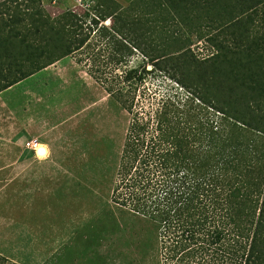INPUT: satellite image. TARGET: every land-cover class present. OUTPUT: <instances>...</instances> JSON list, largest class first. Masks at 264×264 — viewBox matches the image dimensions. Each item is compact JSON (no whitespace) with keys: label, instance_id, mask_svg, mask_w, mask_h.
<instances>
[{"label":"trees","instance_id":"obj_1","mask_svg":"<svg viewBox=\"0 0 264 264\" xmlns=\"http://www.w3.org/2000/svg\"><path fill=\"white\" fill-rule=\"evenodd\" d=\"M162 1L118 39L99 25L116 3L88 23L66 12L30 24L0 0V91L80 52L93 31L172 59L186 93L148 92L127 68L105 87L129 115L114 171L106 159L109 198L156 228L139 241L145 252L155 240L152 264H264V0ZM188 34L214 52L196 57Z\"/></svg>","mask_w":264,"mask_h":264},{"label":"rangeland","instance_id":"obj_2","mask_svg":"<svg viewBox=\"0 0 264 264\" xmlns=\"http://www.w3.org/2000/svg\"><path fill=\"white\" fill-rule=\"evenodd\" d=\"M15 2L30 24L66 12L82 14L88 23L116 3L99 25L118 39L163 6L162 0ZM167 28L179 32L173 22ZM93 33L80 52L0 91V264H144L139 255L146 264L154 261L155 240L145 252L139 241L155 237L156 228L109 198L106 159L110 156L114 171L129 115L105 87L124 68L141 75L148 92L182 94L186 87L175 80L172 59L155 62L110 35ZM188 35L196 57L214 52ZM120 55L123 61L116 63ZM30 139L44 144L47 154L27 148Z\"/></svg>","mask_w":264,"mask_h":264},{"label":"built area","instance_id":"obj_3","mask_svg":"<svg viewBox=\"0 0 264 264\" xmlns=\"http://www.w3.org/2000/svg\"><path fill=\"white\" fill-rule=\"evenodd\" d=\"M40 142L37 139H30L25 142V146L33 151L38 149Z\"/></svg>","mask_w":264,"mask_h":264},{"label":"bare ground","instance_id":"obj_4","mask_svg":"<svg viewBox=\"0 0 264 264\" xmlns=\"http://www.w3.org/2000/svg\"><path fill=\"white\" fill-rule=\"evenodd\" d=\"M38 148H39V153L41 154V156H44V155H46L47 154V148L43 145V144H39V146H38Z\"/></svg>","mask_w":264,"mask_h":264},{"label":"crops","instance_id":"obj_5","mask_svg":"<svg viewBox=\"0 0 264 264\" xmlns=\"http://www.w3.org/2000/svg\"><path fill=\"white\" fill-rule=\"evenodd\" d=\"M44 145V144H43ZM45 146V145H44ZM46 147V146H45ZM41 150V149H40ZM39 148H38V151H40Z\"/></svg>","mask_w":264,"mask_h":264}]
</instances>
